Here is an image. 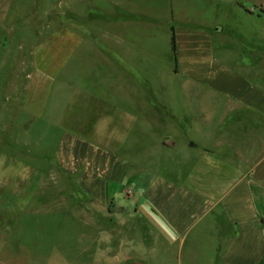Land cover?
Returning <instances> with one entry per match:
<instances>
[{"label": "crops", "instance_id": "1", "mask_svg": "<svg viewBox=\"0 0 264 264\" xmlns=\"http://www.w3.org/2000/svg\"><path fill=\"white\" fill-rule=\"evenodd\" d=\"M162 4L183 92L169 94V104L133 100L137 110L123 109L111 124L95 115L92 136L71 141L74 195L87 197L90 217L67 263L264 264V67L219 56L224 27L202 18L237 12L264 23V0ZM136 5L122 7L123 25L149 21ZM118 184L126 195L143 190L139 204H119Z\"/></svg>", "mask_w": 264, "mask_h": 264}, {"label": "rangeland", "instance_id": "2", "mask_svg": "<svg viewBox=\"0 0 264 264\" xmlns=\"http://www.w3.org/2000/svg\"><path fill=\"white\" fill-rule=\"evenodd\" d=\"M162 1L132 0L149 23L123 25L122 7L135 5L125 0H0V264L73 261L90 210L74 195L69 144L92 136L95 115L111 124L123 109L137 110L133 100L183 92ZM185 13L190 19L191 7ZM219 16L202 15L204 25L224 27L218 55L259 72L264 23ZM124 187L117 202L130 205Z\"/></svg>", "mask_w": 264, "mask_h": 264}, {"label": "trees", "instance_id": "3", "mask_svg": "<svg viewBox=\"0 0 264 264\" xmlns=\"http://www.w3.org/2000/svg\"><path fill=\"white\" fill-rule=\"evenodd\" d=\"M240 6L243 7L241 4H240ZM171 46H172V52L174 55V60L176 61V59H177V40H176L174 30H172Z\"/></svg>", "mask_w": 264, "mask_h": 264}, {"label": "built area", "instance_id": "4", "mask_svg": "<svg viewBox=\"0 0 264 264\" xmlns=\"http://www.w3.org/2000/svg\"><path fill=\"white\" fill-rule=\"evenodd\" d=\"M138 192H140V193H143V190H134V189H129L128 191H127V197L128 198H134L135 200H134V202H135V205H138L139 204V199H138Z\"/></svg>", "mask_w": 264, "mask_h": 264}]
</instances>
